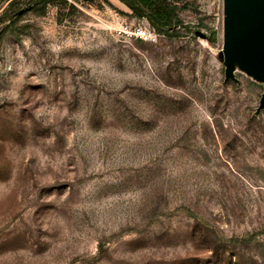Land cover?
I'll return each instance as SVG.
<instances>
[{"label": "rangeland", "instance_id": "obj_1", "mask_svg": "<svg viewBox=\"0 0 264 264\" xmlns=\"http://www.w3.org/2000/svg\"><path fill=\"white\" fill-rule=\"evenodd\" d=\"M168 2L171 35L0 0V264H264V81L227 77L224 0Z\"/></svg>", "mask_w": 264, "mask_h": 264}, {"label": "water", "instance_id": "obj_2", "mask_svg": "<svg viewBox=\"0 0 264 264\" xmlns=\"http://www.w3.org/2000/svg\"><path fill=\"white\" fill-rule=\"evenodd\" d=\"M219 57L227 63V77H234L239 63L264 81V0H224V45Z\"/></svg>", "mask_w": 264, "mask_h": 264}, {"label": "trees", "instance_id": "obj_3", "mask_svg": "<svg viewBox=\"0 0 264 264\" xmlns=\"http://www.w3.org/2000/svg\"><path fill=\"white\" fill-rule=\"evenodd\" d=\"M51 0H34V3H49ZM135 16L146 18L160 34L171 35L181 23L177 7L168 0H120Z\"/></svg>", "mask_w": 264, "mask_h": 264}, {"label": "built area", "instance_id": "obj_4", "mask_svg": "<svg viewBox=\"0 0 264 264\" xmlns=\"http://www.w3.org/2000/svg\"><path fill=\"white\" fill-rule=\"evenodd\" d=\"M137 35L144 40H155L156 38V34L153 31L142 28L138 30Z\"/></svg>", "mask_w": 264, "mask_h": 264}]
</instances>
